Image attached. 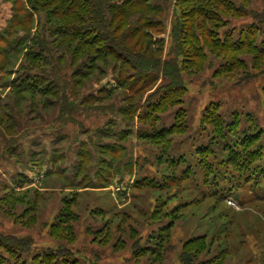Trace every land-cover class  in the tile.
I'll return each mask as SVG.
<instances>
[{
  "label": "rangeland",
  "instance_id": "obj_1",
  "mask_svg": "<svg viewBox=\"0 0 264 264\" xmlns=\"http://www.w3.org/2000/svg\"><path fill=\"white\" fill-rule=\"evenodd\" d=\"M30 1L0 0V264H182L191 238L203 239L194 264H264V75H215L233 64L218 50L185 90L161 87L160 73L136 89L131 67L109 56L71 64L67 0ZM150 1L164 13L143 32L166 46L205 0ZM216 8L215 39L264 37V0ZM67 225L70 242L53 233ZM13 237L31 249L12 253Z\"/></svg>",
  "mask_w": 264,
  "mask_h": 264
},
{
  "label": "trees",
  "instance_id": "obj_2",
  "mask_svg": "<svg viewBox=\"0 0 264 264\" xmlns=\"http://www.w3.org/2000/svg\"><path fill=\"white\" fill-rule=\"evenodd\" d=\"M38 1L31 0L30 2L36 4ZM63 2L67 4L63 10L64 25L67 29L71 28L68 36L73 37L75 42L74 45L67 46V53L73 55L71 64H74V60L84 56L92 61L101 59L106 63L107 59H103L102 56H109L131 67L135 74L131 75L133 81L140 83L136 89L149 86L148 78L160 73L167 78L165 82L167 85L161 87L167 89V86H170V89L185 90L187 89L186 78L190 75L191 68L193 67L196 71L205 69L211 62L209 56L218 50L229 51L233 64L232 67L228 66L229 63L219 66L215 70V75L228 73L236 66H251L255 70L244 74L242 80L249 81L258 75H264V37L256 43V31L249 30L248 33L240 34L235 39L230 35L219 40L213 37L216 31L212 23L216 24V20H221L222 17L216 8L217 0H205L202 2L203 5L186 11L185 19L181 24L174 23L171 27L169 45L166 46L163 44L164 39L152 38L151 31L147 30L146 34L143 32V28L148 26L147 22L153 19L151 17L163 12L162 8L157 5L151 7L150 0H67ZM249 12L245 9L237 14L250 16ZM263 17L264 15L260 13L254 15L256 20L264 23ZM137 21L139 22L136 23ZM5 54L7 52L4 56ZM248 55L252 58L249 63L244 60V56ZM52 59L55 60L54 55ZM75 72L79 75L84 74L82 66L75 69L73 73ZM252 144H254L253 139L242 146L248 147ZM245 152L246 161L248 158L250 160L252 155L254 156L252 150ZM72 229L73 227L69 225L67 227L56 226L53 233L58 239H63L62 234L67 231L66 240L70 242L74 239ZM13 238L15 239L14 247L9 249L12 253L15 251L23 253L31 249L33 241L30 237L17 240ZM202 240V238H191L184 242L183 251L180 254L182 264H194L193 259L200 247L198 243ZM149 250L152 254L156 253L155 247ZM191 250L195 255L191 256L188 252ZM68 254L69 252L64 253L58 250L59 257ZM53 258L51 256L50 259Z\"/></svg>",
  "mask_w": 264,
  "mask_h": 264
}]
</instances>
